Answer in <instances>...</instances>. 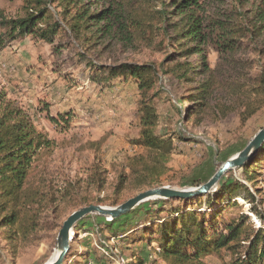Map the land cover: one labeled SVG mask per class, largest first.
<instances>
[{
	"label": "trees",
	"instance_id": "16d2710c",
	"mask_svg": "<svg viewBox=\"0 0 264 264\" xmlns=\"http://www.w3.org/2000/svg\"><path fill=\"white\" fill-rule=\"evenodd\" d=\"M155 1L157 5L146 9L141 0H23L21 14L14 17L5 15L0 9V46L24 35L54 44L60 34H70L86 50L79 52L82 59H88L87 51L111 44L124 48L144 46L165 54L159 64L87 62L97 70L88 77L89 80L107 83L129 76L136 80L140 93V129L132 143L141 151L126 157L111 186V193L102 197L91 195L92 192H102L106 184L104 171L97 164L89 168L84 179L64 181L59 189L50 183H33L34 162L46 141L34 133L21 111L0 91V230L13 251L40 239L39 231L46 212L60 219L64 210L94 203L117 205L122 202L123 192L134 194L161 184L159 176L165 171L167 157L175 147L172 137L156 133L158 116L149 93L160 71L186 89L173 103L174 112L194 117L196 122L207 115L217 121L234 111H238L240 121L245 122L263 106L264 74L251 78L235 72L221 80L214 75L215 70L207 67L202 55L195 63L185 58L201 54L202 48L207 46L233 55L240 47V38L259 36L264 30V0H260L253 11V20L259 23L250 22L246 26L236 23L235 18L244 15L240 11L230 10L223 16L207 15L202 0ZM261 52L264 53V44ZM220 90L225 92V99L210 104L214 92ZM262 150L264 142L254 157L241 166L249 182L262 166L259 163ZM231 173L229 170L223 175L217 192L206 196L207 201L227 195L255 202V194L243 183L230 178ZM201 182L198 179L195 185ZM204 196L171 199L190 202L201 201ZM157 202L160 201L154 203ZM146 205L148 203H143L142 207L146 208ZM220 211L178 207L172 217L156 222L154 233L159 237H149L145 245L158 243L157 248L151 249L166 264H206L202 259L204 256L218 255L222 251L230 254V261L226 264H261L264 260V228L247 223L249 218L246 215L224 222L222 230L213 223L207 224L208 216L215 221ZM138 212L139 208H133L104 222L105 227L112 234L121 230L124 237H133L137 241L138 235L131 234L133 231L123 226ZM252 212L264 222V214L256 207ZM244 243L248 246L242 250ZM94 264L106 262L95 256ZM132 264H143V261L138 259Z\"/></svg>",
	"mask_w": 264,
	"mask_h": 264
},
{
	"label": "rangeland",
	"instance_id": "374dc122",
	"mask_svg": "<svg viewBox=\"0 0 264 264\" xmlns=\"http://www.w3.org/2000/svg\"><path fill=\"white\" fill-rule=\"evenodd\" d=\"M240 1L244 3L240 4ZM259 1L202 0V7L207 15L223 16L230 10L240 11L244 15L237 16L236 23L246 26L250 22L259 23L253 20V11ZM141 2L146 9L157 5L155 0ZM22 5L23 0H0V9L9 17L20 15ZM60 35L54 44L24 35L0 46V91L5 93L6 100L21 111L34 133L46 141L38 150L34 162L33 183H50L59 189L64 181L84 179L89 168L97 164L104 171L106 184L102 192H92L91 195L102 197L111 193V186L126 157L141 151L140 147L132 143L140 129V93L136 80L129 76L107 83L89 80L88 77L97 70L88 66L87 62L159 64L165 54L144 46L124 48L111 44L87 51L88 59H82L79 52H86L85 48L80 47L70 34ZM263 44L264 30L259 36L246 35L240 38V47L233 55L220 53L207 46L202 48L201 54L185 59L195 63L196 58L202 55L207 67L215 70L214 75L221 80L235 72L256 78L264 74ZM185 91L174 79L160 71L149 93L150 102L158 116L156 133L172 137L175 147L167 157L165 171L159 176L161 184L153 187L181 189L196 186L198 179L201 183L205 182L223 162L245 147L264 127V104L245 122L240 121L238 111L217 121H212L208 115L198 122L194 117L178 115L172 105ZM225 97L224 91H216L209 103L224 100ZM261 102L264 103V98ZM259 153L262 166L256 170L252 181H247L242 167L231 169L230 174V178L243 183L255 194V202L227 195L207 201L206 196L216 193L219 184L205 194L201 201L149 199L138 204L135 207L139 208L138 214L125 226L122 225L133 231L131 234L138 235L137 241L133 237H124L121 230L115 234L108 231L104 222L110 221L109 218L89 214L74 225L70 248L62 264H94L95 256L101 257L106 264H132L138 259L143 264H166L152 250L159 244L153 242L146 246V239L159 237L154 233L157 230L156 222L172 217L178 207L195 211L221 210L215 221L212 216L207 218V224L213 223L220 230L224 222L243 215L248 216L247 223L253 227L264 228V222L252 212V208L256 207L264 214V151ZM136 194L123 192L120 199L124 202ZM143 203H148L146 208L142 207ZM94 204L116 206L109 203ZM82 206L85 205L64 210L60 219L46 212L39 231L40 239L16 251L6 244L0 230V264H46L53 254H57L56 239L62 222L72 211ZM241 246L244 250L248 244ZM202 259L206 264H226L230 261V254L222 251ZM261 264H264V260Z\"/></svg>",
	"mask_w": 264,
	"mask_h": 264
},
{
	"label": "water",
	"instance_id": "95a60500",
	"mask_svg": "<svg viewBox=\"0 0 264 264\" xmlns=\"http://www.w3.org/2000/svg\"><path fill=\"white\" fill-rule=\"evenodd\" d=\"M263 142L264 127L253 136L245 147L223 162L207 181L199 185L181 189L168 186L153 187L138 192L133 197L128 198L126 201L116 206L106 207L99 204H89L72 211L62 222L56 239L57 255L48 264H62L70 248L73 227L85 216L89 214H98L111 220L129 212L141 202L149 199H189L205 195L216 188L220 179L227 171L241 167L247 160L252 158L260 149Z\"/></svg>",
	"mask_w": 264,
	"mask_h": 264
},
{
	"label": "bare ground",
	"instance_id": "6f19581e",
	"mask_svg": "<svg viewBox=\"0 0 264 264\" xmlns=\"http://www.w3.org/2000/svg\"><path fill=\"white\" fill-rule=\"evenodd\" d=\"M57 254H53V256L48 260V262L46 264H48L50 261H52L55 257H56Z\"/></svg>",
	"mask_w": 264,
	"mask_h": 264
}]
</instances>
